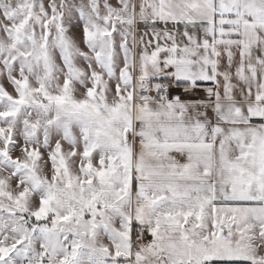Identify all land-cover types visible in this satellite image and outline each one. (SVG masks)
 Instances as JSON below:
<instances>
[{
  "label": "snow or ice",
  "instance_id": "1",
  "mask_svg": "<svg viewBox=\"0 0 264 264\" xmlns=\"http://www.w3.org/2000/svg\"><path fill=\"white\" fill-rule=\"evenodd\" d=\"M0 264H264V0H0Z\"/></svg>",
  "mask_w": 264,
  "mask_h": 264
}]
</instances>
